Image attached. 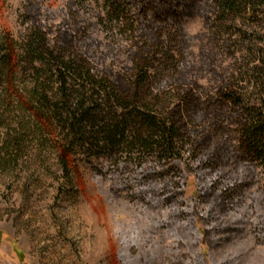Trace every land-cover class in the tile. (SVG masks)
Segmentation results:
<instances>
[{
	"label": "rangeland",
	"instance_id": "obj_1",
	"mask_svg": "<svg viewBox=\"0 0 264 264\" xmlns=\"http://www.w3.org/2000/svg\"><path fill=\"white\" fill-rule=\"evenodd\" d=\"M28 12L50 43L67 40L69 56L95 85L131 89L144 55L153 61L146 94L163 104L187 91L203 100L225 84L251 105L264 102L257 15L224 20L210 5V19L188 17L153 37L132 15L117 17L108 0H0V35L24 36ZM186 121L185 141L164 158L84 150L72 158L63 193L56 154L39 144L16 170L0 166V264H264V172L232 145L215 167L206 148L233 143V126L208 133L202 116ZM213 182L230 184L232 196L215 201Z\"/></svg>",
	"mask_w": 264,
	"mask_h": 264
},
{
	"label": "trees",
	"instance_id": "obj_2",
	"mask_svg": "<svg viewBox=\"0 0 264 264\" xmlns=\"http://www.w3.org/2000/svg\"><path fill=\"white\" fill-rule=\"evenodd\" d=\"M108 3L117 17L132 15L133 22L153 37L169 23H180L195 15L210 19V5L221 19L246 13L259 16L264 26V0ZM26 21L29 27L24 36L0 35V166L4 169L16 170L27 148L39 144L56 154L63 179L59 189L63 193L72 182V158L84 150L120 158L128 148L140 152L139 160L156 152L164 158L177 152L179 143L185 141L186 120L192 122L198 115L205 120L204 131L208 133L222 124L233 126L234 132L233 143L224 138L221 144L211 148L209 144L204 159L213 161L215 167L223 165L227 154L222 152H229L232 145L237 157L257 163L264 172V102L251 105L225 84L215 96L203 100L187 91L178 96L173 106L163 104L146 94L153 61L144 55L136 60L131 92L118 90L108 80L95 85L93 78L89 88L88 77L69 56L67 40L50 43L48 32L29 17V12ZM211 108L216 109V116L208 111ZM192 147L202 153L199 144ZM212 185L210 195L215 201L232 196L230 184Z\"/></svg>",
	"mask_w": 264,
	"mask_h": 264
}]
</instances>
